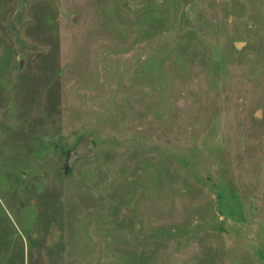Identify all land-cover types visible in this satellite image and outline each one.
Returning <instances> with one entry per match:
<instances>
[{
  "label": "rangeland",
  "instance_id": "obj_1",
  "mask_svg": "<svg viewBox=\"0 0 264 264\" xmlns=\"http://www.w3.org/2000/svg\"><path fill=\"white\" fill-rule=\"evenodd\" d=\"M0 264H264V0H0Z\"/></svg>",
  "mask_w": 264,
  "mask_h": 264
},
{
  "label": "water",
  "instance_id": "obj_2",
  "mask_svg": "<svg viewBox=\"0 0 264 264\" xmlns=\"http://www.w3.org/2000/svg\"><path fill=\"white\" fill-rule=\"evenodd\" d=\"M186 17H190L189 12H186ZM234 47L240 48V43H235ZM260 116V110L255 113V117ZM92 154V145L89 137H82L70 150L67 151L65 157V170L69 171L74 162L83 158H86Z\"/></svg>",
  "mask_w": 264,
  "mask_h": 264
}]
</instances>
